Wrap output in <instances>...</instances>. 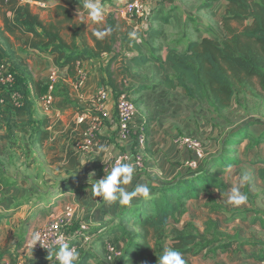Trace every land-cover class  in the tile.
Returning <instances> with one entry per match:
<instances>
[{"label": "crops", "instance_id": "0c3cea01", "mask_svg": "<svg viewBox=\"0 0 264 264\" xmlns=\"http://www.w3.org/2000/svg\"><path fill=\"white\" fill-rule=\"evenodd\" d=\"M81 1L84 2V0ZM126 1L127 0H101L105 9V16L109 13L115 14V11H118V13L121 12L120 8ZM144 1L150 9V16H148L149 20H147L148 18L127 20L133 25L134 31L137 34L135 40L142 48V52L149 56H154V58H159L163 66L158 67L152 61H148L142 65H135L128 59H125L124 63L118 62L113 64L112 68H118L121 72L128 70L129 76L126 77L127 82L124 81V86L131 89L133 88V93H136V97L140 96V102L137 104V118L145 120L147 131L150 130L148 133L147 148L144 153V157L147 158V154L152 153L151 149L155 147L156 140L154 132L152 131L154 130V124L152 123L153 114L160 111L164 101H168L169 95L176 93L178 90L185 93L184 90L179 88L168 90L162 84L165 74L171 72L170 64L164 61L165 56L170 51L182 53L187 43L192 40H201L204 37H211L216 40L224 39L226 33L222 28V16L225 11L226 0H214L213 2H209L206 7L203 5L204 2H201L197 4L194 9L186 8L185 5L179 3L178 0L172 2H170L171 0ZM13 4L28 5L33 13H38L40 18L46 19L49 12L45 8L53 7L56 1L16 0L15 3L13 1V3L10 4H1L0 54L5 55L6 52H10L9 50H11L15 52L18 59L21 60V58H24L23 61H26L29 74L35 80L44 79V84H49V82H51L50 75L54 73L55 79L54 82L51 83L55 84L57 94L51 98L50 105L45 108L46 104L42 100L43 95L40 97L33 95L32 87H30V98L33 102L32 120H34L37 125V127L34 128L33 134L35 135L37 130L42 128V119H46L47 126L45 128L50 134V137L45 143L39 145L34 142L32 138H30L28 142L25 141L27 139V127L24 126L25 129H23L20 124H15L14 122L16 120L23 123L26 122L20 103L18 104L19 107L17 110H10L12 112L9 113L11 116L9 117L8 115L7 117L8 121L0 118V127L2 124L0 128V145L4 151H6V148H12L15 153L21 154V157L31 154L34 158V155L36 156L41 152L43 146L48 147L53 144L52 148L58 146V149L63 148L64 150V156L61 160L62 168L65 171L71 173L80 172V174H82L84 170L93 171L94 176H92V179L91 177L85 176L79 181L76 180L78 182H74L73 180H61L49 186L44 195L46 197H52L55 201L57 200V203L63 204L65 208L71 207L73 212L76 207L79 212H81L80 217L89 219L87 220L89 221L87 224L91 229L93 228L90 236L93 239H97L99 245L104 244L109 253L115 254L118 261H120V256L125 246V240L123 237H120L118 244L116 246L114 245L113 239H115L119 231H114L112 226L119 221L122 214L132 210L134 204L140 197L133 198L131 203L127 206H120L118 203L107 204L103 201L97 203L100 197H94L92 194L93 184H95L97 180L103 178L102 174L105 173L102 171L104 170L103 164L108 161L105 159L106 155L111 153L112 157H115L123 152L129 153L133 145L132 136L128 139L121 140L117 135L115 102L119 95L110 87H101V77L105 75L108 59L112 54H102V56L98 58L78 62L77 77H79V80L76 81V78L75 81H72L68 76L67 68L55 66L51 55L40 53L30 49L27 45H23L25 36L20 30L16 29L14 33H10L6 30V27L13 29L14 26L20 24L25 14L24 11H14L11 9L10 6H13ZM20 29L22 30V28ZM18 48L22 50V53L18 52ZM77 82H79L78 85ZM99 88H103L107 94L103 108L108 112V117L98 122L99 125L95 132L94 146L89 150L79 149L74 143V139L77 140V138L81 137L84 126L90 122L93 115L97 114V112L94 111L90 99ZM79 114L86 116L85 122L81 123V125L76 123V118ZM35 120H39V123ZM148 125H150L149 129ZM158 131L160 132V130ZM31 135L32 133L30 132L29 136L31 137ZM21 141L24 142L20 143ZM29 149L34 151V154L28 151ZM67 152H71L76 157V161L80 166L77 172H73L65 167L67 163ZM33 162L34 161H32V163ZM30 165L31 162L29 161L28 166ZM151 171L152 170L148 168L146 163H144L139 171L135 170L132 183L124 187H126L128 191H132L137 184H147L151 192L153 188L152 184L150 186L152 178L150 181L149 179L146 181L144 180V178H146V173L149 174ZM257 177L258 179L260 178L258 175ZM258 179L256 182H258ZM61 186L64 187L60 188ZM132 186L134 187L132 188ZM11 187L12 186L9 185L4 187L0 183V189H4L1 190L2 193ZM262 187L264 188V183ZM243 188L241 189L242 192ZM64 189L68 190L64 191ZM75 189L77 191L72 195L71 192ZM59 190L64 192L62 194L61 192L58 193ZM81 193L82 197L80 196V198H77L76 195ZM74 196L76 197V201L73 200ZM15 203L18 202L16 201ZM29 203V201L27 202V200H25L19 202L17 207H2L0 209V227L4 225L6 235H10L7 234L8 232L16 234L15 227L20 226L19 228L22 232H20L19 235L22 234L24 236L21 238L22 241L20 243L19 239H16L18 237H9L10 243L14 245L15 248V250L11 252H5L3 248L4 244H1L0 237V258L3 260L7 259L11 261L12 264H52L48 255L44 256L34 253L29 247L32 234L46 224V219L50 214L44 216V221H38L40 214L39 212H35L37 211L35 207H28L27 205H29ZM245 206L246 204L239 210L241 213ZM230 207L231 206L226 207L225 211L222 209V212H213L211 215V233H225L224 235L229 236L230 239L224 240L225 236H220L216 244H211L194 257H191V263L264 264V258H262V261H260L259 258V256L262 257L264 255V246L258 245L254 248L248 247L246 244L248 240H246L247 236L245 233L246 228L250 226V215L247 213L241 216L233 215L229 211L231 209ZM220 213H222V215L218 216ZM262 218H264V214ZM13 219L14 228H10L7 225L13 224ZM24 220H27L28 225L23 229V226H21L22 222L20 223V221ZM35 220H37L36 223ZM32 221L33 224H31ZM7 222L8 224H6ZM203 230L204 228L201 227L198 233L202 234L204 232ZM84 233L85 232H82V234ZM76 242L77 241H75V243ZM223 243H229L226 250L219 248ZM90 250L91 249H89V251ZM87 253L89 258L86 263L93 257L91 252ZM107 254L108 253H105V255ZM192 258L194 259L192 260Z\"/></svg>", "mask_w": 264, "mask_h": 264}, {"label": "trees", "instance_id": "16d2710c", "mask_svg": "<svg viewBox=\"0 0 264 264\" xmlns=\"http://www.w3.org/2000/svg\"><path fill=\"white\" fill-rule=\"evenodd\" d=\"M13 1L16 2L9 0L3 4ZM55 1L53 7L45 8L49 12L46 19L33 13L28 5L13 4L11 9L24 11L25 14L20 24L13 29L6 27V30L10 33L20 30L25 36L23 45L51 55L55 66L67 68L72 81L77 78L78 62L98 58L102 54H112L105 75L101 77V87H110L118 95L123 92L128 94L122 88L129 72L112 68L114 63L118 60L124 63L128 59L135 65L152 61L158 67L163 66L159 58L143 53L136 40L129 37L134 28L125 18L109 13L102 23L92 26L81 0ZM105 28L111 29L110 34L102 40L97 39L94 32ZM222 28L226 33L222 40L204 37L189 41L182 53L170 51L166 54L164 61L170 64L171 72L165 74L162 81L164 87L168 90L182 89L186 96L206 100L215 109L228 107L237 91L258 89L264 92V0H226ZM9 51L16 58L15 52ZM28 80L33 95L41 96L44 82L35 80L29 72ZM24 85L18 91L25 123L30 125L33 123V102L29 89ZM134 102L137 105L140 99ZM41 125L42 128L31 135L32 140L39 145L50 137L45 128L47 120L42 119ZM3 153L4 149L0 145V154ZM66 157L65 167L77 172L80 166L76 157L71 152H67ZM211 160L207 161L204 168L190 172V178L177 177L155 183L148 199L140 197L130 212L122 214L112 226L125 240L120 256L122 264H158V258L166 247L180 252L185 264H193L190 258L213 244L211 240H202L211 227V220L207 222V229L202 234L191 231L187 224L177 228L171 236V243L168 246L165 244L169 220L177 219V212L183 213L185 202L197 198L201 192L209 195L211 185L219 189L222 187L216 175L208 171L207 165ZM214 163L221 165L224 161L216 158ZM258 176L264 182V167L259 169ZM124 222L131 223L133 228L126 229ZM228 245L223 243L219 248L226 250ZM88 258V253H85L76 264H86Z\"/></svg>", "mask_w": 264, "mask_h": 264}, {"label": "rangeland", "instance_id": "374dc122", "mask_svg": "<svg viewBox=\"0 0 264 264\" xmlns=\"http://www.w3.org/2000/svg\"><path fill=\"white\" fill-rule=\"evenodd\" d=\"M172 1L174 0L170 2ZM178 1L185 5L186 8L194 9L201 2H204L203 5L206 7L209 2H213L214 0ZM122 8L123 5L119 13L115 11L116 16L125 18L126 20L129 19V15L125 11H122ZM149 13L150 9L148 8V16H150ZM134 19L139 20L135 17ZM147 20H149V17ZM91 24L94 26L99 23L91 22ZM17 50L19 53H22L20 48ZM23 60L24 58L18 59V56L14 58L9 52H6L5 55L0 54V62H4L6 70L13 74L12 81L0 84V118L7 121L8 115L9 117L11 116L9 113L12 111L10 110H17L19 107L20 96L18 90L21 88V85L25 84L30 92L31 85L28 80V69L26 61L24 62ZM118 62L121 61L118 60L116 63ZM42 81L44 82V79ZM42 89L43 96L46 93H50L52 97L57 94L54 83L43 84ZM122 90L126 91L128 95L130 94L129 96L133 100L140 99V96L136 97V93H133V89L123 85ZM168 98V101H164L160 111L153 114L152 123L154 124L155 131H152L156 138L155 147L151 149V154H147V158H143V163H146L152 171L149 174L146 173L144 180L149 179L150 181L152 178V183L148 182L151 186V184L154 185L157 182L174 180L177 177L190 178V172L204 168L207 161L211 158L212 160L207 165L208 171L210 174L216 175V179L222 184V187L219 189L217 186L211 185L209 186L211 192L209 195L201 192L197 198L193 197L185 202L183 213L177 212V219L170 218L167 228L168 237L165 240L166 246L171 243V236L177 228H181L187 224L189 229L196 233L201 230V227L206 230V224L211 220L212 213L222 212V209L225 211L226 207L229 206H231L229 211L233 215L241 216L246 213L250 215V226L246 228L245 233L247 236L246 240H248L247 246L254 248L258 245L264 246V218H262L264 214V188L262 187L264 182L257 177L259 169L264 167V92L258 89L237 91L232 103L223 109H215L206 100L190 98L180 90L169 95ZM35 121L39 123V120ZM14 122L15 124H20L23 129H25L24 126L28 128H26L27 139L25 138V141L28 142L31 138L29 136L30 132H34V128L37 127L34 120L30 125L17 120ZM147 123L149 124L148 120ZM149 128L150 125H148ZM241 130H244L243 133L237 135ZM147 132L149 133L150 130ZM183 135L195 138L201 142L203 157L197 161L195 168L187 164L189 160L194 159L193 151L177 146L173 142L175 136ZM80 138H77V140ZM23 142L21 141L20 143ZM52 146L53 144L48 147L43 146L41 152L36 156L34 155V158L31 154L21 157V154L15 153L12 148H6V151L0 154V183L4 187L6 185L12 186V189H6L4 193L1 191L4 189H0V209L2 207H17L19 202L27 200V202H30L27 206H30V208L35 207L37 209L35 212H39L40 218H38V221H44V216L47 214L50 215H48L46 223L59 217L61 218L65 206L60 203L58 204V201H55L52 197H46L44 195L47 192L46 190L49 186L61 180L78 182L85 176L92 179L94 172L84 170L85 172L83 171L80 174V172L71 173L65 171L62 168L61 160L64 156L63 148L58 149V146L52 148ZM28 151L34 154V151L30 149ZM216 158H221L224 163L221 165L215 164ZM29 161L31 162L30 166H28ZM32 161L34 162L32 163ZM135 170L139 171V169ZM102 172H105L102 174L104 177L109 171L103 170ZM245 172L249 175V181L243 188V192L247 195V201L244 203L246 206L243 207V212L241 213L239 210L244 204L235 206L227 203V199L229 190L238 183L240 175ZM257 179L258 182H256ZM67 190L64 189V191ZM75 191L77 190L75 189L71 194L73 195ZM59 192L61 191L59 190ZM80 196L82 197V193L76 195L77 198H80ZM76 197H73L74 201H76ZM16 201L18 203H15ZM80 214L81 212L75 207L71 221L64 228L70 238L72 237V242L77 246L79 258L85 253L91 252L93 257L86 264H121L117 256L110 254L104 244L99 245L97 239H93L90 236L93 228L91 229L87 224L89 222L87 220L89 219L80 217ZM219 215H222V213ZM21 222V226L24 229L28 225V222L27 220ZM36 222L37 220H35ZM31 224H33V221ZM124 224L128 230L133 228L129 222H124ZM7 226L14 228V219L13 224ZM19 227H15L16 234L7 233L10 235H6L4 225L0 227L1 244H4L3 248L5 252L15 250L14 245L10 243V236L18 237L16 239H19V243L22 241L21 238L24 236L22 234L19 235L22 232ZM211 229L212 224L209 231L206 232L207 234H204L202 240H211L216 244L219 237H224L225 233H211ZM82 232L86 234L84 235ZM120 237L118 233L115 239H113L115 246L118 244ZM225 239H230V237L225 236ZM75 241L77 242L75 243ZM89 249L91 250L89 251ZM105 253L108 254L105 255ZM259 258L262 261L264 255L262 257L259 256ZM1 261L12 264L7 259L3 260L0 258Z\"/></svg>", "mask_w": 264, "mask_h": 264}, {"label": "built area", "instance_id": "2783aa9c", "mask_svg": "<svg viewBox=\"0 0 264 264\" xmlns=\"http://www.w3.org/2000/svg\"><path fill=\"white\" fill-rule=\"evenodd\" d=\"M9 0H0V5L8 2ZM123 10L129 15V17H135L138 19L147 18L148 7L144 0H127L123 5ZM13 74L6 70V64L0 62V84L8 81H12ZM55 74L50 75V81L54 82ZM79 77H77V80ZM79 82H77V85ZM76 86V85H75ZM77 87V86H76ZM52 95L50 93L44 94L42 96L43 102L46 104L47 108L51 103ZM107 98L106 91L103 88H99L91 97V103L93 105L94 111L97 114L93 115L90 122L86 124L83 132H81V138L75 141L76 146L79 149L89 150L94 146L95 132L99 121L108 117V112L104 110L103 104ZM138 107L134 100L126 93H121L115 102V115L117 120V135L121 140L128 139L132 136L133 145L132 150L129 153L123 152L115 157H112L111 161H107L103 164V169L110 171L111 165L115 163L116 160L122 159L124 163H131L135 166V169H140L143 167L144 153L147 148L148 143V132L146 121L137 118ZM86 120V116L79 114L76 118V123L81 124ZM173 142L180 147H184L190 151H193L194 159H191L187 164L195 168L197 166V161L203 157L201 151V142L195 138H189L185 135L175 136ZM73 210L71 207L64 209L61 218H57L52 221H48L41 229L37 232L41 235V244L37 242L33 247L29 244L30 249L34 253L41 255H49L48 249L45 247L51 245L53 253L58 250V245L54 244V241L61 235L69 243L70 247H74L77 250V246L71 241L70 236L65 232L64 228L71 221ZM86 233H84L85 235ZM78 252V251H77ZM52 264H58L55 255L49 256ZM0 264H9L8 262L1 261Z\"/></svg>", "mask_w": 264, "mask_h": 264}, {"label": "clouds", "instance_id": "9594fccd", "mask_svg": "<svg viewBox=\"0 0 264 264\" xmlns=\"http://www.w3.org/2000/svg\"><path fill=\"white\" fill-rule=\"evenodd\" d=\"M83 9L87 13L88 19L93 23H102L104 21L106 13L101 0H84ZM110 32V28H105L103 31H95L94 35L97 39L102 40L106 35H109ZM129 37L136 39V32H130ZM105 159L111 161V153H108ZM134 172L135 166L133 164L124 163L122 159L116 160L115 163L111 165L107 175L97 180L92 186L93 196L100 197L97 203L103 201L107 204L118 203L120 206H127L131 203L133 198L141 197L148 199L150 197V190L147 184H137L132 191H128L127 188L124 187L132 183ZM248 181V173H242L238 179V183L229 190L227 203L235 206L246 203L247 195L242 192L241 189ZM37 242L41 244V235L39 232H34L31 236L30 245L33 247ZM54 244L59 246L58 250L54 253L51 245L45 247L48 249V256L54 254L58 264H76L79 260V253L74 247L69 246V243L65 240L63 235L59 236L54 241ZM158 264H185V260L182 258L180 252L166 247L163 250V254L158 258Z\"/></svg>", "mask_w": 264, "mask_h": 264}]
</instances>
